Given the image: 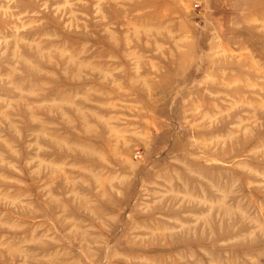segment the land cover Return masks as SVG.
I'll list each match as a JSON object with an SVG mask.
<instances>
[{"label":"rangeland","instance_id":"1","mask_svg":"<svg viewBox=\"0 0 264 264\" xmlns=\"http://www.w3.org/2000/svg\"><path fill=\"white\" fill-rule=\"evenodd\" d=\"M0 264H264V0H0Z\"/></svg>","mask_w":264,"mask_h":264}]
</instances>
